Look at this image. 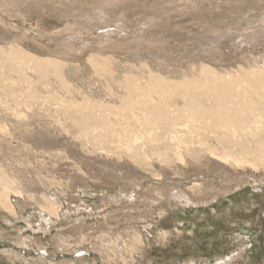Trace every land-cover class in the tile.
Segmentation results:
<instances>
[{
  "label": "rangeland",
  "instance_id": "obj_1",
  "mask_svg": "<svg viewBox=\"0 0 264 264\" xmlns=\"http://www.w3.org/2000/svg\"><path fill=\"white\" fill-rule=\"evenodd\" d=\"M6 1L0 6V28H11L13 36L11 43L0 39V45L60 59L70 87L61 85L54 69L39 81L21 55L0 52V187L5 185L7 198L22 207L20 215L37 212L45 204L42 194L60 203V216L68 209L71 214L43 233L21 216L4 227L7 213L1 208L0 264H264V151L227 152L205 136L216 155L208 149L161 147L158 155L146 152L147 158L138 162L121 150V129L111 117L117 108L105 110L114 128L103 129L106 136H100L93 124L74 125L62 102L80 101L85 93L118 106L121 65L130 64L141 76L142 62L161 73L204 62L220 74L242 78L243 66L263 63L264 0H203L214 6L219 18L213 20L196 19L199 14L188 0H134L121 10L122 18H94L96 30L90 31L80 19L63 16L59 4ZM154 23L164 34L142 41V31ZM104 24L116 34L101 45L97 32L106 29ZM70 25H75L72 30ZM75 33L85 42L72 41ZM114 42L124 47L102 50L113 59L95 71L88 55ZM29 89L39 98L34 100ZM40 134L50 143L41 141ZM117 192L132 196L112 202L109 196ZM177 192L192 203L175 199L172 193ZM84 207L89 215L80 210Z\"/></svg>",
  "mask_w": 264,
  "mask_h": 264
},
{
  "label": "bare ground",
  "instance_id": "obj_2",
  "mask_svg": "<svg viewBox=\"0 0 264 264\" xmlns=\"http://www.w3.org/2000/svg\"><path fill=\"white\" fill-rule=\"evenodd\" d=\"M132 1L134 0H125L122 3L117 0H16L14 2L18 5L31 3L34 7H44L47 3L53 5V8L59 4L60 6L57 7L60 8L63 16H72L80 19L82 23L80 26L90 31L93 29L92 23L95 21L94 18L98 21L112 17L122 18V14H120L121 10ZM187 2L190 4L188 5L189 8L199 14L196 19L213 20L219 18L214 6H209L212 4L210 1L188 0ZM7 4L8 1L0 0V6ZM13 4L11 5L12 7ZM109 6L112 7L110 8ZM74 26L70 25L69 29L72 30ZM103 27L106 29L97 32L99 40L103 38L100 42L101 45L105 42L112 41L111 35L116 34V29L110 28L111 25L104 24ZM10 29L4 30L0 28V39L6 43H11L12 34ZM164 32L159 30L157 24H155L142 31L144 37L141 40L147 39L152 34L160 37ZM56 34L59 35L60 32ZM70 38L72 41L74 39L78 40L79 38L80 40L83 39L80 33H75ZM81 41L85 42L83 40ZM114 47L122 49L124 45L122 42L121 44L114 42L105 48L98 49V52L88 55L87 61L92 64L95 71L100 69V66L104 65L108 60L113 59L110 55L102 54L101 51ZM8 50L12 51L13 54L21 55L20 59L25 60L27 68H30L36 73L40 79L39 81H45L49 70H51L50 68H52L55 70V77L57 76L60 83H62L61 85L67 89L70 87L68 85L70 83H68L63 72L60 70V65H63L60 59L51 55L38 56L12 44L6 46V48L0 45V52L4 53ZM261 58L263 59L262 68L258 66V68L247 66L249 68L245 69L243 68L244 66L241 68L239 66L240 64L237 65L239 66L237 68L239 71H241L240 68L244 71V73L241 71L244 74L242 78L239 77L241 76L240 74L236 77V75L226 73V71L220 74L214 69L215 67L213 68L204 62L191 64L187 70L180 69L179 71L175 69L167 73H161L162 70H155L147 63L142 62L141 69L143 70V74L141 76L133 73L130 64L127 67L121 65V74H118L119 78H121V95H117L116 97L119 101L118 106L114 107L110 103L93 99L85 93L81 94L80 101L63 99L62 102L67 108L68 119L74 125H80L81 123L86 125L93 124L98 131L97 135L100 136H106L105 132L102 131L103 129L108 130L114 128V124L107 121L105 110L117 108L118 111L112 113L111 117H113L115 125H118L121 129V150L128 152L133 157L132 159L134 160L135 158L138 162L147 158L146 152L152 154V157L153 155H158L161 152V147L172 151L183 149L186 152H198L202 149H208L209 152L207 151V153L209 155H216V149L212 148L211 144L206 142L205 136L211 137L216 142L225 146L227 152L233 151L236 148L237 151L243 153L261 154L264 151V147L262 146L264 144V122L260 121L259 118H264V54ZM13 67L10 66L12 70L18 68ZM234 72L237 71L234 70L232 73ZM247 72L250 73V76H247ZM244 76L250 80H248L251 83L249 89V83L245 82L246 77ZM24 78H27L26 81L28 80L29 83L28 77ZM239 78L242 79L240 80L241 82H239ZM23 81L25 82V80ZM242 81L247 86L243 85ZM30 94L34 100L41 95L36 90H31ZM113 95H116V93ZM42 98L45 99L44 96ZM81 133H83V130L80 131ZM43 136V134L38 135L41 141L47 144L50 143ZM250 139L252 142H258L256 144L257 146L251 147L249 144L251 142L249 141ZM259 143L263 144L258 146ZM104 164L108 165V163ZM5 180L4 182L7 183L8 179ZM12 183L15 186L14 181ZM6 188L5 185L4 187H0V210L4 208L3 210L7 213V216L3 220L4 227H7L12 220H16L21 216L26 225L30 227L35 225L38 230L44 233L45 230L56 224L59 217L62 216V219H65L67 218V214L70 213V209H68L60 216L58 213L60 203L51 195L46 196L42 194L40 197H42L45 204H41V208L36 210L37 212H34L32 216L29 214L26 216L20 215L17 209L21 206H18V204L16 208L12 204V199L7 198L9 194L6 192ZM12 189L17 192V188L15 190L12 187ZM34 194L29 193L28 197L35 199ZM172 195L175 199H179L180 201L183 199L185 203H192L191 198L182 192L172 193ZM131 196L132 194L129 192L122 195L121 192H117L114 195H110L109 199L112 202L120 203L123 197L130 199ZM86 207L80 210L86 211L89 215L90 211H87L89 209ZM80 219L75 218V220Z\"/></svg>",
  "mask_w": 264,
  "mask_h": 264
}]
</instances>
